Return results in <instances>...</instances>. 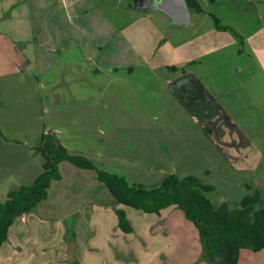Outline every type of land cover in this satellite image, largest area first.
Here are the masks:
<instances>
[{"label":"rangeland","instance_id":"1","mask_svg":"<svg viewBox=\"0 0 264 264\" xmlns=\"http://www.w3.org/2000/svg\"><path fill=\"white\" fill-rule=\"evenodd\" d=\"M2 1L0 14L13 18V6L4 9ZM130 2L100 0V5L121 26L146 13L131 7ZM196 4L190 7L191 22L174 25L173 19L167 20L161 27L162 39L176 46L185 44L188 51L196 52V60L189 62L187 69L199 72L215 88L226 90L246 83L259 93L263 114L256 138L264 143V56H259L261 51L264 55V0H196ZM216 29L225 30L233 41L225 39L221 47L220 41H215L216 48L206 44L205 38ZM102 32H107L106 26ZM45 59L53 64L40 65L29 74L0 77V202L6 200L9 190L34 182L44 168L42 146L57 139L131 183L161 184L169 169L166 150H175L176 155H170L179 164L176 174L180 176L197 173L205 177L204 169L212 168L206 179L216 186L209 193L216 204L220 194L226 193L231 207H236L238 200L252 193L238 184L247 179L246 174L225 168L218 172L221 165L215 148H203L210 154L202 148H182L191 141L186 135L183 144L175 142V148H159L153 134L146 135L151 132L144 126L157 125L153 116L165 106L161 71L147 67H136L135 72L127 67L99 69L72 54ZM258 175L264 176V163ZM254 187L253 191L263 189L264 178L262 186ZM51 208L34 212L44 230L37 227L34 246L24 250L27 254L15 257V251L22 249L15 248L12 237L0 254V264H225L223 259H209L196 225L180 208L171 217L160 218L157 213L130 206L132 232L105 216L98 215L91 223L86 212L79 213L72 225L71 219L63 220L60 227L57 215L65 210L58 205ZM92 208L89 210L94 211ZM238 264H264V249H242Z\"/></svg>","mask_w":264,"mask_h":264},{"label":"crops","instance_id":"2","mask_svg":"<svg viewBox=\"0 0 264 264\" xmlns=\"http://www.w3.org/2000/svg\"><path fill=\"white\" fill-rule=\"evenodd\" d=\"M2 2L4 9L13 6L14 12L13 18L10 19L7 18L8 13L4 14V17L0 14V77L29 74L34 68L38 69L45 63L51 66L53 62L45 58L59 54H72V57L88 59L99 69L102 66L115 70L127 67L132 72L136 71V67L157 69L161 71L160 78L164 82L161 98L165 106L162 113L153 116L156 119L154 121H158L157 125L144 126V130L151 132L146 135L151 137L153 134L151 138L157 141L159 148H175L173 145L177 141L183 144L184 135L191 141H187L182 148H202V152L208 154V150L203 148H215L217 161L222 167L218 166V172L225 168L246 174L247 179L238 184L245 186L252 193L259 191L262 199L264 188L253 191L254 186L263 185L264 178L258 175L264 163V143L256 138L263 114L257 100H261V96L246 83L219 90L208 84L199 72L192 68L187 69L188 63L196 60V52L188 51V48L184 47L185 44L176 46L166 38L162 39L164 34L161 27L167 20H172L167 12L148 9L143 16L120 26L117 19H112L104 11L100 0ZM172 23L175 25L176 22L172 20ZM103 26L107 27V32H102ZM226 33L221 29L213 30L211 35L205 38L206 44L210 42L211 46L216 48L215 41H220L219 47L225 39V42L230 43L234 38ZM191 42L193 40L189 43ZM259 56H264L262 51ZM166 152L168 155L164 158L167 161L166 166L169 167L167 175L176 173L179 164L170 155H176L175 150ZM61 168L63 178L53 182L48 198L41 201L34 211L18 217L10 228L9 239L12 240L13 237L15 248L20 246L22 249L21 252L15 251L16 258L27 254L24 250L34 246L32 241L36 238L37 227L44 230L39 225L40 219H34V212L44 213L46 211L43 209L50 208V205L51 209L58 205L65 210L64 214L57 215L60 227L64 225L63 220L71 219L69 223L72 225L75 217L81 212H86L91 223L97 220L98 215L101 218H111L110 222H118L116 208L119 206L132 213L128 205H114L115 197L109 186L99 179L96 169L79 168L66 161L61 163ZM211 169H204L206 176L211 175ZM197 175L206 183L215 186L207 181L206 176ZM254 175L255 179L248 177ZM52 193L57 195L53 196ZM219 197L217 205L224 202L230 204L226 193L220 194ZM241 201H237L238 205ZM91 207L94 211L89 210ZM178 209L176 206H169L158 215L160 218L165 215L171 217L178 213ZM114 216H118L117 219ZM44 217L49 218L45 215ZM5 243L6 241L0 254L4 251Z\"/></svg>","mask_w":264,"mask_h":264},{"label":"trees","instance_id":"3","mask_svg":"<svg viewBox=\"0 0 264 264\" xmlns=\"http://www.w3.org/2000/svg\"><path fill=\"white\" fill-rule=\"evenodd\" d=\"M189 7L196 0H187ZM197 7V6H196ZM45 162L43 171L33 183L8 191L0 202V250L9 239L10 228L16 219L32 212L48 198L55 180L63 178L61 163L66 161L79 168L96 169L98 177L110 188L115 202L161 214L169 206L182 209L196 225L209 259H223L225 264H238L242 249H264V201L259 191L247 195L236 207L228 202L217 205L209 195L215 186L197 174L167 175L159 185L131 183L125 176L98 167L84 154L74 153L60 139L42 146ZM119 225L126 232L135 230L126 208L117 207Z\"/></svg>","mask_w":264,"mask_h":264},{"label":"water","instance_id":"4","mask_svg":"<svg viewBox=\"0 0 264 264\" xmlns=\"http://www.w3.org/2000/svg\"><path fill=\"white\" fill-rule=\"evenodd\" d=\"M130 5L143 10H148L150 7L164 10L177 23H189L192 21L187 0H132Z\"/></svg>","mask_w":264,"mask_h":264}]
</instances>
